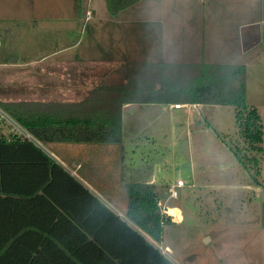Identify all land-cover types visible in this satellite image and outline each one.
<instances>
[{
    "label": "rangeland",
    "instance_id": "374dc122",
    "mask_svg": "<svg viewBox=\"0 0 264 264\" xmlns=\"http://www.w3.org/2000/svg\"><path fill=\"white\" fill-rule=\"evenodd\" d=\"M185 1L183 10L188 6ZM93 5L98 19L83 26L80 23L78 29L71 27L70 33L67 29L50 27L39 21L34 30L26 29L14 41L0 36L1 104L75 99L74 92L41 90L40 85L57 88L65 84L66 88L67 85L73 88L77 84L86 85L90 93L88 107L98 110L106 107L112 112L119 110L122 101L146 97V94L135 95L131 91L133 82L123 88L111 82L114 81V59H110L112 64L108 60L101 63L106 55H113L109 46L111 40L100 35L104 0H93ZM91 17L92 13L89 19ZM5 51H12V58H19L17 64L10 62L11 57H2ZM70 60L75 62H69L74 64L73 69L80 72H70L72 68L67 70L66 65L52 66ZM242 64L246 67L247 104L259 112L264 132V54L253 55ZM107 78L112 79L110 83ZM105 81L106 86L111 84L119 90L113 95L112 102L106 99L96 103L94 91ZM199 112H202L201 116H198ZM121 116L124 142L132 144L130 134H135L136 144L145 145V149H135L144 154L146 166L142 169L159 166L160 176L168 185L177 181L184 184L177 189L176 199H169L167 191L161 198L168 208L179 207L182 218L163 228L158 246L167 258L177 264H264V245L257 221L264 209L261 207L264 185L260 186L261 182L264 184V153L260 158V176L254 170L251 176L223 144L222 140L240 148L244 144L237 132L234 109L204 106L196 114L194 109L187 107L167 117L161 115L156 106H151L127 112L122 108ZM147 137L151 141H147ZM257 180L259 185L255 184ZM170 213L178 218V210L172 209Z\"/></svg>",
    "mask_w": 264,
    "mask_h": 264
},
{
    "label": "trees",
    "instance_id": "16d2710c",
    "mask_svg": "<svg viewBox=\"0 0 264 264\" xmlns=\"http://www.w3.org/2000/svg\"><path fill=\"white\" fill-rule=\"evenodd\" d=\"M104 1L109 16L117 18L144 0ZM260 48L264 53V16ZM245 73L244 65L126 63L124 69L112 73L111 82L122 88L133 82L131 91L146 97L122 101L118 111L89 108V92L78 109L32 108L18 103L0 106L42 144H120L121 110L127 103L232 107L244 144L240 148L222 142L249 175L254 170L259 177L264 153L263 124L257 109L247 104ZM107 79L109 83L112 80ZM106 81L94 91L96 103L106 99L112 102L119 90L111 84L106 86ZM55 168L61 170L30 140L0 137V264H172L139 233L159 244L164 226L171 224L170 217L161 214L152 185L126 187L125 215L137 230L84 190L87 201L79 218L59 212L53 214V225L42 221L38 227L21 226L17 200L32 196L42 203L48 201L52 195L47 183L52 177L48 174ZM255 182L259 185L258 180Z\"/></svg>",
    "mask_w": 264,
    "mask_h": 264
},
{
    "label": "crops",
    "instance_id": "0c3cea01",
    "mask_svg": "<svg viewBox=\"0 0 264 264\" xmlns=\"http://www.w3.org/2000/svg\"><path fill=\"white\" fill-rule=\"evenodd\" d=\"M183 1L144 0L122 12L117 18L109 16L104 1L100 17V35L111 40L109 46L113 55H106L108 59L105 56L101 63L108 60L112 64L110 59H114V71L124 69L126 63L244 65L242 62L251 56L264 54L260 48L264 0H186V10H183ZM87 13L89 16L92 13L90 19ZM98 17L93 0H0V36L14 41L18 35L24 34L26 29L34 30L39 21L50 27L67 29L69 32L71 27L78 29L80 23L83 26ZM11 52L5 51L2 57H11L10 62L17 64L19 58H12ZM69 62L75 63L74 60L62 61V64L53 63L52 66L66 65L67 70L72 68L70 72H80L77 68L73 69L74 64ZM39 88L47 91H71L75 93V99L26 100L18 104L32 108L40 106L78 109L87 95V86L81 84L75 85V88L70 85L66 88V84L60 88L50 85H40ZM129 104L134 103L124 104L122 108ZM135 104L139 105L138 108L156 106L160 114L167 117L187 107L194 109L196 114L204 108L201 105H181L180 108H175L174 103ZM201 115L202 112H199L198 116ZM130 135L132 144L124 142V131L120 144H42L34 138L30 140L62 171L55 168L48 174L52 177L47 181L52 192L50 198H47L48 201L42 203L40 199L33 200L35 197L32 196L17 200L16 210L19 212L20 225L38 227L42 221L53 225V214L58 215L59 212L64 215L73 213L74 216L79 215V218L81 211H85L84 203L87 201L86 194L82 191L84 190L111 213L137 230L125 215L128 203L126 187L133 184L152 185L161 214L164 217L169 216L172 222H180L182 218L179 207L168 208L161 202L164 192H168V187L174 183H166L160 176L159 166H147L142 169L146 166L144 154L136 152L135 149H145V145L136 144L135 134ZM145 139L151 141L148 137ZM263 185L261 182L260 186ZM261 204L264 208L263 201ZM172 209L178 210V218L171 216ZM263 210L259 211L261 214L257 221L260 229L258 232L264 245ZM139 233L169 262L177 264L167 258L159 244L154 241L153 244L144 233Z\"/></svg>",
    "mask_w": 264,
    "mask_h": 264
},
{
    "label": "built area",
    "instance_id": "2783aa9c",
    "mask_svg": "<svg viewBox=\"0 0 264 264\" xmlns=\"http://www.w3.org/2000/svg\"><path fill=\"white\" fill-rule=\"evenodd\" d=\"M89 17V13H87ZM175 108H180V105H175ZM0 137H14L33 140V137L20 126L1 106H0ZM182 181H177L168 187L169 197L176 199L178 197L177 189L183 187Z\"/></svg>",
    "mask_w": 264,
    "mask_h": 264
},
{
    "label": "water",
    "instance_id": "95a60500",
    "mask_svg": "<svg viewBox=\"0 0 264 264\" xmlns=\"http://www.w3.org/2000/svg\"><path fill=\"white\" fill-rule=\"evenodd\" d=\"M138 107H139L138 104H129V105H126L125 107H123V112H127V111H129L130 109L138 108Z\"/></svg>",
    "mask_w": 264,
    "mask_h": 264
}]
</instances>
